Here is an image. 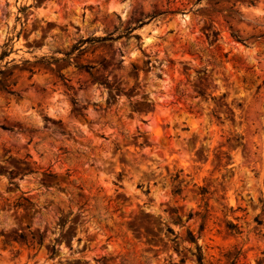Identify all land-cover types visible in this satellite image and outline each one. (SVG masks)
I'll use <instances>...</instances> for the list:
<instances>
[{
  "label": "rangeland",
  "instance_id": "1",
  "mask_svg": "<svg viewBox=\"0 0 264 264\" xmlns=\"http://www.w3.org/2000/svg\"><path fill=\"white\" fill-rule=\"evenodd\" d=\"M189 236L264 264V0H0V264H196Z\"/></svg>",
  "mask_w": 264,
  "mask_h": 264
},
{
  "label": "trees",
  "instance_id": "2",
  "mask_svg": "<svg viewBox=\"0 0 264 264\" xmlns=\"http://www.w3.org/2000/svg\"><path fill=\"white\" fill-rule=\"evenodd\" d=\"M164 14H168V12L164 11V12L146 14L145 16H143V14H140V16H142V18L134 19V26L127 27L125 29V31L121 35H119L118 37H122L124 35L129 36L134 30H136L138 28H141L142 26L148 24L152 20H155L157 17L162 16ZM132 21H133V17H131L130 23ZM110 35L104 36V37L91 38L89 41H92V42H103V41H107V40L112 41L113 38H111ZM134 37L138 39V36L135 35ZM231 37L233 39H235L237 42H241L242 41V40H240V38L238 36H236L234 34H231ZM132 69H133V71L135 73H138V71L135 68V66H132ZM137 77H138V75H137ZM2 89L5 90L7 93L13 94L11 91L8 90L7 86H2ZM127 97H129V96H127ZM72 104H73L74 107L77 106V102L75 100L72 101ZM74 110H76V109H74ZM204 194H205V191L202 190L201 195H204ZM233 228H234V226L232 224H229L228 229H233ZM169 231H170L171 234H173L172 230H169ZM188 241L190 243H194L195 244L196 252L193 253L192 256L195 258L196 264H203L204 260H203V256H202L201 251H200V247L198 245H196V242H195V240H194V238L192 236H189ZM231 264H233V263H231Z\"/></svg>",
  "mask_w": 264,
  "mask_h": 264
}]
</instances>
